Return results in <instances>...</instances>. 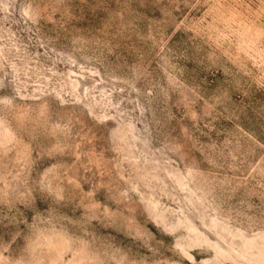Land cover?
<instances>
[{"label": "rangeland", "instance_id": "rangeland-1", "mask_svg": "<svg viewBox=\"0 0 264 264\" xmlns=\"http://www.w3.org/2000/svg\"><path fill=\"white\" fill-rule=\"evenodd\" d=\"M0 264H264V0H0Z\"/></svg>", "mask_w": 264, "mask_h": 264}]
</instances>
